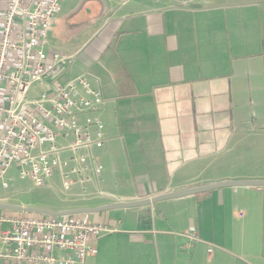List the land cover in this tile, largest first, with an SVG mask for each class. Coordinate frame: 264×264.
I'll list each match as a JSON object with an SVG mask.
<instances>
[{
	"label": "crops",
	"instance_id": "obj_1",
	"mask_svg": "<svg viewBox=\"0 0 264 264\" xmlns=\"http://www.w3.org/2000/svg\"><path fill=\"white\" fill-rule=\"evenodd\" d=\"M67 1L51 33L83 40L66 52L74 61L60 83L88 73L102 92L106 141L93 155L103 171L68 192L53 177L36 190L56 203L39 209H100L264 181V0H81L63 14ZM86 1L96 15L82 14ZM68 217L117 230L87 264H264V188ZM190 227L204 243L191 247L180 235Z\"/></svg>",
	"mask_w": 264,
	"mask_h": 264
},
{
	"label": "built area",
	"instance_id": "obj_2",
	"mask_svg": "<svg viewBox=\"0 0 264 264\" xmlns=\"http://www.w3.org/2000/svg\"><path fill=\"white\" fill-rule=\"evenodd\" d=\"M65 0H0V204L15 176L35 188L55 176L65 191L100 178L93 155L104 146L105 105L88 73L61 84L74 56L52 49L48 37ZM38 84L46 91L30 97ZM90 173L93 174L91 177ZM117 230L80 217L0 212V264H87L98 241ZM181 236L204 243L195 227ZM211 254L214 246L208 244Z\"/></svg>",
	"mask_w": 264,
	"mask_h": 264
},
{
	"label": "rangeland",
	"instance_id": "obj_3",
	"mask_svg": "<svg viewBox=\"0 0 264 264\" xmlns=\"http://www.w3.org/2000/svg\"><path fill=\"white\" fill-rule=\"evenodd\" d=\"M80 1L81 0H68L65 4L63 14L70 13L75 8L77 3ZM84 6L85 9L82 12L84 16L90 17L97 14L98 10L95 7H93L91 1H86ZM82 38L83 37H78L75 41L65 43L63 37H61L59 33H51L48 37V42L49 45L55 51L62 53H66V52L69 53L77 50V47L81 44V41L83 40ZM46 88H47L46 84H38L37 86L34 87L33 91H31L30 97L32 98L41 95L46 91ZM15 187H17L15 195L10 200L13 203V204L11 203L12 205L23 206L21 203L31 204L33 201H37L38 203L36 204L38 207L28 206V205H24L23 207L42 208L43 206L49 205L50 203H56L55 201L57 199L54 196L50 195V193H46L45 190H36L37 188H35L30 181H21L16 176L11 189L5 191L3 190L2 194L5 195L13 194ZM21 191H25L27 193H19ZM38 200H41L42 202ZM4 204H10L9 200L7 202H4ZM0 212H2V210H0ZM14 213H17L21 216H40V215L28 214V213H18V212H14Z\"/></svg>",
	"mask_w": 264,
	"mask_h": 264
},
{
	"label": "water",
	"instance_id": "obj_4",
	"mask_svg": "<svg viewBox=\"0 0 264 264\" xmlns=\"http://www.w3.org/2000/svg\"><path fill=\"white\" fill-rule=\"evenodd\" d=\"M225 187L264 188V181L224 182L220 184H214V185L205 186V187L190 188V189H186L183 191H177L173 193L159 195L156 197H152L150 199H145L143 201H137V202H132V203H118V204L109 205V206H106L100 209H84V210H75V211L56 213V212L39 209V208H28V207H23V206L0 204V210L18 212V213L44 215V216L54 217V218H62V217H68L71 215L91 214V213H99L102 211H109V210L142 207V206L156 204V203L163 202V201H167V202L177 201V200H182L184 198L192 197L195 195H199L202 193L210 192L212 190L225 188Z\"/></svg>",
	"mask_w": 264,
	"mask_h": 264
}]
</instances>
